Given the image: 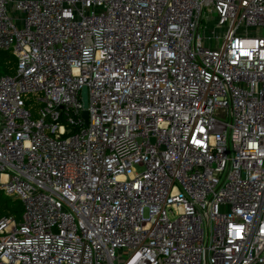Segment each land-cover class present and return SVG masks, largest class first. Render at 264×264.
<instances>
[{
  "label": "built area",
  "instance_id": "built-area-1",
  "mask_svg": "<svg viewBox=\"0 0 264 264\" xmlns=\"http://www.w3.org/2000/svg\"><path fill=\"white\" fill-rule=\"evenodd\" d=\"M0 49V264H264V0H0Z\"/></svg>",
  "mask_w": 264,
  "mask_h": 264
},
{
  "label": "rangeland",
  "instance_id": "rangeland-1",
  "mask_svg": "<svg viewBox=\"0 0 264 264\" xmlns=\"http://www.w3.org/2000/svg\"><path fill=\"white\" fill-rule=\"evenodd\" d=\"M11 65H12V67H11L12 69H10L7 64L5 65L4 63H2V61H0V75H4V74L15 75L16 68H17V60L12 62ZM29 100L30 101H29L28 105H29V107L30 106L32 107V110L34 111V117H36L38 105H37L34 97H33V99H29ZM8 199H9L8 196L5 193L3 194L2 190L0 189V217L7 215L8 214V212L6 211L7 207H10L13 205L10 203V201ZM16 206H18L22 210L19 217H17V219L20 220L22 217V213H23V203L20 200H17Z\"/></svg>",
  "mask_w": 264,
  "mask_h": 264
},
{
  "label": "trees",
  "instance_id": "trees-1",
  "mask_svg": "<svg viewBox=\"0 0 264 264\" xmlns=\"http://www.w3.org/2000/svg\"><path fill=\"white\" fill-rule=\"evenodd\" d=\"M0 51H1L0 52V61H2V63H4L5 65L7 64L8 67L10 69H12L11 63L16 60L15 55L12 53L11 50H8V49H0ZM2 193L4 194L3 190H2ZM8 198H9L8 200L10 201V203L13 205L10 207H7L6 211L8 212V214L5 216H14L17 219V217H19V215L21 214V211H22L18 206H16V201L18 199L12 198L10 196H8Z\"/></svg>",
  "mask_w": 264,
  "mask_h": 264
},
{
  "label": "water",
  "instance_id": "water-1",
  "mask_svg": "<svg viewBox=\"0 0 264 264\" xmlns=\"http://www.w3.org/2000/svg\"><path fill=\"white\" fill-rule=\"evenodd\" d=\"M81 96H82V103H83V117L85 118V120H88V111H87V106H88V92H87V87L83 86L82 90H81Z\"/></svg>",
  "mask_w": 264,
  "mask_h": 264
}]
</instances>
